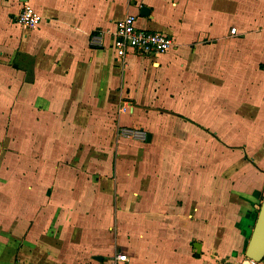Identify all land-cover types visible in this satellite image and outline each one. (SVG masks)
Segmentation results:
<instances>
[{
    "label": "crops",
    "instance_id": "crops-1",
    "mask_svg": "<svg viewBox=\"0 0 264 264\" xmlns=\"http://www.w3.org/2000/svg\"><path fill=\"white\" fill-rule=\"evenodd\" d=\"M25 3L36 29L16 22ZM129 14L174 46L118 58L110 34ZM254 139L264 0H0V264H241L264 158L217 161Z\"/></svg>",
    "mask_w": 264,
    "mask_h": 264
},
{
    "label": "built area",
    "instance_id": "built-area-1",
    "mask_svg": "<svg viewBox=\"0 0 264 264\" xmlns=\"http://www.w3.org/2000/svg\"><path fill=\"white\" fill-rule=\"evenodd\" d=\"M42 21L41 15L28 3H25L16 17V22L30 30L38 28ZM136 15L129 14L116 24L115 30L110 34V48L118 58L124 59L129 55L152 58L168 52L174 46V39L156 30L142 29L136 26ZM237 34V28L231 30ZM103 32L91 35L90 43L97 48H105ZM121 135L146 139V133L140 129L123 128ZM128 258L125 254H118L112 264H126ZM241 264H258L253 259L246 258Z\"/></svg>",
    "mask_w": 264,
    "mask_h": 264
},
{
    "label": "rangeland",
    "instance_id": "rangeland-1",
    "mask_svg": "<svg viewBox=\"0 0 264 264\" xmlns=\"http://www.w3.org/2000/svg\"><path fill=\"white\" fill-rule=\"evenodd\" d=\"M109 50H111V49H109ZM111 52H113V51L111 50ZM107 113H108V115L115 116V115H113V113H115V112L108 111ZM256 123H255V125H256V127H258ZM123 128H130V127H122V128H120V130H122ZM117 129H119V128H117ZM227 129L228 128H224V130H227ZM238 130H240V128H238ZM254 133L261 135L262 129L256 128ZM118 134H119V131H117V135ZM249 144H250V147L248 146V143H246V142H244V143H242V142L232 143V146H230V147L233 148V150H228V149L224 148L222 156H221V160H218L217 163L221 162L220 164L224 168L231 166V164L238 166L239 168H246V166H248V165L245 162H247V161L254 162L253 157H256V162H258L261 165L260 162L264 158V141L254 139ZM1 146L4 149H6L5 143H2ZM247 147H248V149H247ZM235 150H240L241 152H236ZM242 152H243V159H242ZM210 159L207 158V160H206V162L208 163L207 165H210L209 164L210 161L213 164V159H211V160ZM1 161H3V160H0V162ZM2 165L3 164L0 163V166H2ZM254 165L258 166L257 164H254ZM21 166H22L21 164L16 165L17 168H19Z\"/></svg>",
    "mask_w": 264,
    "mask_h": 264
},
{
    "label": "water",
    "instance_id": "water-1",
    "mask_svg": "<svg viewBox=\"0 0 264 264\" xmlns=\"http://www.w3.org/2000/svg\"><path fill=\"white\" fill-rule=\"evenodd\" d=\"M150 10L142 8V15L146 16ZM246 258L253 259L258 263L264 259V201L261 204L254 232L247 246Z\"/></svg>",
    "mask_w": 264,
    "mask_h": 264
}]
</instances>
